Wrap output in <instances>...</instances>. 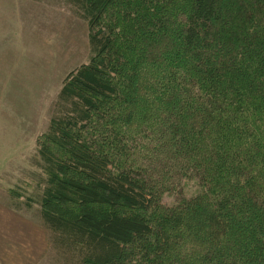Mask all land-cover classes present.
<instances>
[{"label":"trees","instance_id":"trees-1","mask_svg":"<svg viewBox=\"0 0 264 264\" xmlns=\"http://www.w3.org/2000/svg\"><path fill=\"white\" fill-rule=\"evenodd\" d=\"M62 1L89 59L8 206L61 264H264V0Z\"/></svg>","mask_w":264,"mask_h":264},{"label":"rangeland","instance_id":"rangeland-1","mask_svg":"<svg viewBox=\"0 0 264 264\" xmlns=\"http://www.w3.org/2000/svg\"><path fill=\"white\" fill-rule=\"evenodd\" d=\"M88 59L86 24L62 0H0V199L6 204L14 185L36 184L42 175L35 139L47 131L64 78ZM175 198L163 194L162 203ZM19 212L42 227L36 207ZM48 246L46 234L34 264H61Z\"/></svg>","mask_w":264,"mask_h":264},{"label":"crops","instance_id":"crops-1","mask_svg":"<svg viewBox=\"0 0 264 264\" xmlns=\"http://www.w3.org/2000/svg\"><path fill=\"white\" fill-rule=\"evenodd\" d=\"M46 234L48 242L46 229L0 199V264H34Z\"/></svg>","mask_w":264,"mask_h":264}]
</instances>
